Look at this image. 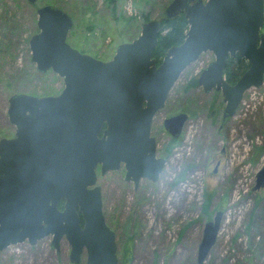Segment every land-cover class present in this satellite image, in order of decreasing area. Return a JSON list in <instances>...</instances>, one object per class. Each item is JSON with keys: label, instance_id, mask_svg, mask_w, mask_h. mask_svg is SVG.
Segmentation results:
<instances>
[{"label": "water", "instance_id": "95a60500", "mask_svg": "<svg viewBox=\"0 0 264 264\" xmlns=\"http://www.w3.org/2000/svg\"><path fill=\"white\" fill-rule=\"evenodd\" d=\"M180 12L189 22L186 38L157 64L153 51L159 20L144 22L136 38L103 60L67 42L74 25L68 12L52 4L37 9L39 31L29 40L31 61L39 73L51 70L61 76L64 87L58 94L15 93L9 98L7 112L16 129L14 137L0 139V251L47 236L58 250L65 237L75 264L84 252L87 264H118L98 169L104 175L124 167L125 180L136 188L143 178L159 180L166 158L157 153L154 117L166 106L181 73L202 53L211 51L215 58L198 84L206 93L221 92L223 117L234 116L246 91L263 84L264 0H172L165 9L168 17ZM237 53L250 66L231 83L224 70ZM189 118L179 112L163 125L176 138ZM261 188L264 164L253 190ZM223 215L217 210L205 223L199 264L217 241Z\"/></svg>", "mask_w": 264, "mask_h": 264}, {"label": "rangeland", "instance_id": "374dc122", "mask_svg": "<svg viewBox=\"0 0 264 264\" xmlns=\"http://www.w3.org/2000/svg\"><path fill=\"white\" fill-rule=\"evenodd\" d=\"M172 0H0V139L15 133L8 116L15 93L58 94L64 80L53 71L37 72L30 37L39 31L37 9L62 7L74 21L67 42L82 52L111 59L119 44L132 41L142 24L160 20ZM13 23L17 29H9ZM264 31V28H263ZM211 51L189 65L173 86L166 106L154 117L157 153L166 158L159 180H125L124 167L100 175L103 209L118 236V264H199L205 223L224 212L217 241L202 264H264V188L254 191L264 164V82L244 94L236 114L223 117L220 91L198 84L213 61ZM37 72V74H36ZM31 94V93H30ZM187 112L175 146L165 118ZM52 236L0 251V264H75L64 237L55 249ZM86 252L79 264H87Z\"/></svg>", "mask_w": 264, "mask_h": 264}, {"label": "trees", "instance_id": "16d2710c", "mask_svg": "<svg viewBox=\"0 0 264 264\" xmlns=\"http://www.w3.org/2000/svg\"><path fill=\"white\" fill-rule=\"evenodd\" d=\"M159 21L161 24V29L159 32V41L153 51V57L156 58L157 64H160L162 62L166 51L170 47L179 45L185 40L187 31L189 29L188 18L186 17V14L184 12H180L175 17H168L164 11ZM9 29L14 31L15 29H17V27L13 23L12 26H9ZM249 66L250 62L246 58L240 56L239 53L229 57L224 70L226 79L231 83H235L241 77V75L249 68ZM34 91V89H31L27 92L31 94H36ZM177 140V138H173V144L165 148V151L167 153H169L172 147L175 146ZM63 204L64 201H61L59 203V207L63 208Z\"/></svg>", "mask_w": 264, "mask_h": 264}, {"label": "flooded vegetation", "instance_id": "af4514ba", "mask_svg": "<svg viewBox=\"0 0 264 264\" xmlns=\"http://www.w3.org/2000/svg\"><path fill=\"white\" fill-rule=\"evenodd\" d=\"M60 93V92H59ZM16 129V128H15ZM15 136V133L12 135V136H10V137H8V138H12V137H14ZM100 170V169H99ZM113 229V228H112ZM115 231V230H114ZM115 233H116V240L118 241V236H117V232L115 231ZM42 240V238L41 239H39L37 242H39V241H41ZM29 244H31L28 240H26ZM25 242V241H24ZM36 242V243H37ZM35 243V244H36ZM117 244H118V242H117Z\"/></svg>", "mask_w": 264, "mask_h": 264}]
</instances>
